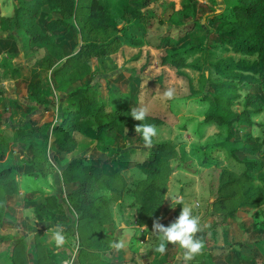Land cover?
I'll use <instances>...</instances> for the list:
<instances>
[{"label":"rangeland","instance_id":"obj_1","mask_svg":"<svg viewBox=\"0 0 264 264\" xmlns=\"http://www.w3.org/2000/svg\"><path fill=\"white\" fill-rule=\"evenodd\" d=\"M17 1L0 0V14H11ZM182 1L151 0L141 9L140 19L128 24V17L122 12V4L126 0H107L110 16L107 21L94 19V24L90 25L84 20L77 22L70 18L71 23L82 27V37L69 25L57 28L47 41L34 47L29 45L22 29L0 28V125L13 124L25 128L30 117L35 119L33 127L38 128L42 122L57 120L68 88L62 84L63 76L51 78L50 66L47 68L49 62L59 63L76 50L79 41H102L116 32L117 47L104 56L88 58L90 70L81 72L80 78L84 82L97 84L103 92L116 90L119 95L114 105L123 106L130 98L131 78L135 75L141 77L135 84L134 97L137 101L133 104L137 108H147L148 114L161 119L162 122L155 125L158 135L153 142L166 143L159 153L161 171L153 178L130 166L120 169L119 178L112 180L114 189L90 188L92 194L101 200L102 215L99 217L104 221L113 218L112 226L107 224L105 232L109 235L110 230L115 232V238L124 242L125 247L120 250L124 254L123 260L132 264H157L158 260L160 264H200L202 253L185 262L180 259L182 250L178 246L167 245L165 263H162V254L154 250L159 241L152 232L153 220L159 218L160 223L168 226L178 217L181 206L187 205L193 208L194 215L201 218L202 231L197 233V237L205 244L203 252L209 250V254H212V250L215 253L226 250L230 264H264V186L259 181L263 170L247 169L245 160L258 158L259 154H245L240 149L248 132L264 148L262 85L240 83L239 96L230 103L235 111L242 110L246 92L259 93V102L246 97L252 103L250 110L255 108L248 114L250 122L249 119L248 122H239L232 118L229 123H216L204 119L207 97L215 93V82L220 79L212 69L211 61L228 54L234 59L253 60L256 53L245 55L232 52L217 43L214 32L218 22L214 20V15L220 12L226 14L234 0H195L192 2V14L189 12L184 16L180 13ZM78 2L81 7L79 16L84 18L88 0ZM41 7L37 20L45 14L50 17L55 15L49 12L46 5ZM108 21L115 24L114 29ZM183 33L188 34L191 42L198 39L202 44L201 50L186 54L184 60L187 63L179 67L168 62L162 64L161 60H170L186 46L185 41H182L185 45L180 42ZM54 36L57 39L53 40ZM131 39L140 40V44L134 46ZM17 65V69L13 70L12 67ZM8 73L13 77H8ZM202 73L208 76V82L202 81ZM169 87L175 89V94L173 99L165 100L162 94ZM34 94L45 98V102L36 100ZM47 128L49 135L50 126ZM72 135L76 145L68 155L58 162L53 158L52 147H49L47 159L40 163L39 169L60 174L68 159L81 154H90L88 160L98 162L91 156L95 141L93 134L73 130ZM19 137L15 143L3 142L1 166L13 164L18 156H22V161L28 160L23 154L27 153L29 135ZM105 139L114 149L134 148L135 151L130 154L131 160L152 155L141 134L133 130L125 129L120 135L112 128L107 129ZM98 152L102 153L101 157H109L105 152ZM10 175H13V169ZM251 185L260 188L251 189ZM145 192L154 194V201L146 212V219L151 218L150 221L141 224L137 221V214H140L138 208ZM177 196L183 198V205L172 207L171 199ZM62 204L67 218L75 220L76 213L70 204L66 201ZM12 205L13 201L8 199L4 213L12 214ZM1 218H4L2 214L0 222ZM7 222L12 228V219H7ZM140 225L146 226L140 228ZM92 226L94 224L84 228L83 234L92 230ZM111 239L109 242L96 238L94 244L99 250L98 254L109 250ZM5 241L1 240L0 250L7 246L10 248L13 243V240L10 244H5ZM48 243H54L52 238ZM148 252L151 256L155 254L151 263ZM99 260L105 262L104 257ZM5 261L7 258L0 254L1 264H6Z\"/></svg>","mask_w":264,"mask_h":264},{"label":"trees","instance_id":"obj_2","mask_svg":"<svg viewBox=\"0 0 264 264\" xmlns=\"http://www.w3.org/2000/svg\"><path fill=\"white\" fill-rule=\"evenodd\" d=\"M151 0H126L122 4V12L128 17V24L132 21L139 20L141 17V9ZM195 0H183L180 6L182 16L187 13L192 14ZM42 5H46L49 12L54 13L53 17L47 14L43 15L40 20H37L38 13ZM227 13H215L214 20L218 22V28L214 34L217 43L223 48L230 49L232 52H237L245 55L256 53L253 60L244 58L234 59L231 55L221 56L210 65L214 72L220 76L216 83V91L210 97H207L208 106L204 113L205 120L215 121L216 123H229L232 118L236 121L245 120L251 121L248 117L253 110L249 106L252 103L246 100V97H251L256 102L261 101V96L258 94H250L246 92L244 95L242 110L235 111L230 107V103L239 96L238 87L240 83H248L250 85L259 84L263 88L264 94V0H234L232 6ZM81 11L78 0H18L13 6L12 13L9 15L0 14V28L2 30L15 27L22 29L25 38L31 47L38 45L40 42L47 41L53 36V31L57 28L73 27L74 32L80 33L82 27L76 26L70 22V18H74L77 22L94 24V19L107 21L110 16L108 14L107 0H88L87 14L84 18H80ZM105 12V13H104ZM177 13V12H176ZM175 13V14H176ZM177 18L181 17L178 15ZM97 21V20H96ZM108 23H110L108 21ZM112 29L115 24L110 23ZM113 36L106 40H82L79 41L78 47L74 52L62 58L59 63L50 61L47 68L50 66L49 75L51 78L63 76L62 84L65 88V96L63 100V108L57 120L42 122L38 128L33 127L35 119L28 118V123L25 128L17 126L15 131L20 139L22 134H28L27 138V153L23 161L27 168L36 170L37 172H45L46 169H39V165L43 160L47 159L48 148L52 147V155L58 162L56 153L64 151L69 153L76 145V140L72 135L73 130L81 133L90 132L93 134L95 141L93 148L105 152L109 155L101 163L89 161L85 154L73 156L66 161L60 170V180L63 183H74L75 187L66 192L62 198H57L53 193H39L34 198H24L26 205H32L33 212L38 218L52 220H67L63 201L70 204L73 211L76 213V234L79 240V249L77 251L79 260L88 258L92 253L95 254L99 250L96 249L94 242L96 238H101L110 242L111 236L102 229L104 222H110L111 218L102 220L99 216L102 215L100 198L93 195L90 188H98L102 190L114 189L112 180L119 178V170L130 166L137 167L148 178H153L161 171V162L159 154L165 146L166 142H153L150 149L152 155L149 154L141 159H130V154L135 151L134 148L114 149L105 139V131L114 129L118 134L122 135L125 129L135 131V128L141 124H160L162 121L155 115L148 114L143 121L134 120L130 111L132 108H137L133 104L130 97L123 106L117 104L119 93L116 90L103 92L97 84L84 82L81 80V72H89L90 65L87 61L91 57H101L117 47L118 35L116 32L111 33ZM187 33H183L180 39L186 42L180 51L177 52L170 60H161L163 63H170L174 67H179L185 62L184 56L201 50L202 44L198 39L191 42L187 37ZM57 36H54L55 40ZM132 44H136L139 40L131 39ZM185 45L184 43H182ZM211 46L214 44L211 43ZM175 52V51H174ZM173 52V53H174ZM18 67L13 66L16 70ZM13 77L11 74H7ZM202 81L208 82V76L201 74ZM259 91V90H258ZM36 100L44 101L45 98L39 94H34ZM120 104V103H119ZM133 104V105H132ZM255 104V103H253ZM28 106V105H26ZM26 108V107H25ZM247 118V119H245ZM50 126V134L47 135V127ZM20 127V128H19ZM140 134V133H139ZM50 135L52 138H50ZM247 139L240 146V149L248 154L258 153V158H248L245 160L247 169H262L259 175V181L264 186V148H261L260 141L249 132ZM16 136V137H17ZM91 137V136H90ZM3 139L0 137V153L3 148ZM39 159V160H38ZM41 160V161H40ZM11 165L0 167V216L3 214L4 203L6 199L17 202V187L10 171ZM48 170V169H47ZM36 173V172H35ZM251 189L260 188L258 185L249 186ZM91 192V193H90ZM106 200V198H104ZM154 201V194L145 192L141 199L140 214H137V221L141 224L149 222L151 218L146 219L147 211L151 209ZM60 215V216H59ZM92 226V230H88L83 234L84 228ZM72 228H63L64 231ZM84 235H82V234ZM9 234H0V239H8ZM19 240L10 245V248H4L6 254V264H26L23 257L24 243L20 245ZM8 244V243H6ZM98 244V243H96ZM38 256L44 257L46 263L52 264L54 252H49L43 249L42 246L38 249ZM10 252V253H8ZM8 262V263H7ZM38 262V261H36ZM1 264V262H0ZM43 264V263H42Z\"/></svg>","mask_w":264,"mask_h":264},{"label":"crops","instance_id":"obj_3","mask_svg":"<svg viewBox=\"0 0 264 264\" xmlns=\"http://www.w3.org/2000/svg\"><path fill=\"white\" fill-rule=\"evenodd\" d=\"M139 44H140V40L133 45L137 46ZM161 63L165 64L163 62ZM139 78L141 77L135 75L130 80L129 93L133 101H137L136 98L134 97V94L136 90L135 84L139 81ZM17 126L13 124L10 126L8 124L0 125V137L3 139L4 142H14V143L16 142V138H18L17 136L18 134L15 133ZM91 151H92L91 156L93 157V159L98 160V162L92 160L93 162L101 163L104 160H106V156L101 157L102 153H99L98 152L99 150L97 151V149L93 148V146L91 148ZM2 155L3 154L1 152L0 158L2 157ZM56 155L58 159L61 160L62 158L66 157L68 153L61 150L58 151ZM85 155L89 156L90 154H85ZM23 156L27 157L28 153H26L25 155L23 154ZM1 165L3 164L0 163V167H4ZM7 165H11L13 169L12 176L14 178L17 187L18 200L17 202L16 201L13 202L14 206L13 205L12 206L14 209L12 211V214L10 213L6 214L4 213V211H6L5 206L8 201V199H6L2 214L4 218H1V222H0V234L2 235L9 234V236L7 237L8 239H6L5 237L3 239L6 240L4 242L5 244L6 243L10 244L11 240H13V243H15L16 240L17 241L19 240L18 243L20 245L24 243L22 258L25 259L26 264L46 263V261L44 262L43 260L44 257L41 256L37 257V255L40 253L38 251L40 246H42L43 249L46 251L54 252L55 255L52 257L54 260L52 264H102L103 262L99 260L100 257L105 258V262L103 264H132L129 261L123 260L125 259L123 258L124 255L122 253L123 251L120 250L117 251L114 247H112V245L115 242H119V239L115 238L116 234L111 230H110V236L113 239H111V245L109 247V250H107L104 254L100 253L97 255V253L95 254L91 253L88 256V258H84L83 260L80 261L77 253L80 244L76 234V228H75L76 221L71 220L69 218L67 220H63V219L52 220V219H45L43 217L38 218L33 212L32 205L30 204L26 205V203H24V198H34L38 196V194L41 192L53 193L60 200V198H62V196L65 195L66 192L72 190L75 187V184L63 183L60 180L59 173H52L50 171H45L41 173L34 170V168L33 169L27 168V165H25V163L22 161V156H20V158L18 156L17 160L13 164H7ZM50 173H52L53 175H51ZM10 218L12 219V228H10L11 225L9 226V223L7 222V219ZM107 224H111L112 226L111 221L109 223H105L102 227L103 231H107L105 228ZM57 225H61L63 228H72L73 230V233L70 232V229L67 231L63 230V234L66 238V242L61 247H57L55 243L53 244L48 243L49 240L52 238V234L54 233ZM145 226L146 225H140V228ZM262 243L264 244V242ZM3 249L0 250V254L4 258L6 257V254H4ZM208 251L202 252V257L199 260L200 264H230V262L227 260L226 250H224L223 252L218 251L216 253L214 252V250H212L211 252L212 254H209L210 251L209 252ZM119 255L120 257H118ZM154 255L155 254L152 253L151 256L150 253L148 252L149 263H151V260L154 258ZM96 259L98 260L97 263H96ZM161 259L163 263L166 259V256L162 254ZM157 264H160L159 260Z\"/></svg>","mask_w":264,"mask_h":264},{"label":"clouds","instance_id":"obj_4","mask_svg":"<svg viewBox=\"0 0 264 264\" xmlns=\"http://www.w3.org/2000/svg\"><path fill=\"white\" fill-rule=\"evenodd\" d=\"M175 89L169 87L166 89L162 98L165 100L173 99ZM130 115L134 120L143 121L148 115V110L145 107L132 108ZM136 133H140L146 147H151L153 138L158 135V129L154 124H141L135 128ZM172 207L175 205H183L182 197H173L171 199ZM121 227H124L123 225ZM202 231L201 218L193 214V208L187 205L181 206L178 217L171 222L168 226L160 223L159 218L153 220L152 232L158 237V244L155 247V252L165 254L167 252V245L178 246L182 251L180 259L182 261H191L196 256L200 255L205 244L202 239L197 237V233ZM52 240L57 247H61L66 238L63 234V227L57 225ZM112 247L117 251L125 247L124 242H115Z\"/></svg>","mask_w":264,"mask_h":264}]
</instances>
